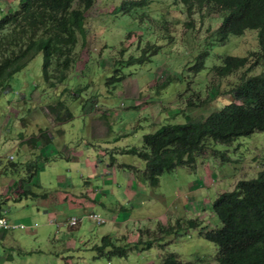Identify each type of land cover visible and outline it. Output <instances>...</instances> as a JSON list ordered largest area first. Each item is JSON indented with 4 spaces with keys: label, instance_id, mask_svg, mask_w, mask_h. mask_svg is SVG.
<instances>
[{
    "label": "rangeland",
    "instance_id": "obj_1",
    "mask_svg": "<svg viewBox=\"0 0 264 264\" xmlns=\"http://www.w3.org/2000/svg\"><path fill=\"white\" fill-rule=\"evenodd\" d=\"M16 1L0 0V15L6 6L13 8ZM120 1L94 0L86 11L84 46L89 61L82 73L71 71L66 81L72 90L85 86L70 105L74 114L71 122L55 125L49 113L47 106L60 90L51 89L43 79L42 53L14 73L0 94V187L23 178L24 187L38 197L6 199V218H30L35 225L6 232L0 239V264H150L160 263L168 253L176 254L183 264H213L215 247L199 235L204 227H219L207 205L219 191L231 189L237 180L251 178L264 167L253 159L264 152V132L258 138L240 136L230 145L209 140V148L190 167L194 169L182 167L164 173L155 188L148 186L141 173L142 162L135 156H116V161H109V152L118 154L124 144L141 145L143 134L163 124L183 123L185 115L201 117L230 101L228 93L243 76L260 72L256 66L252 70L239 69L223 79L209 74L211 66L219 64L218 56H244L251 49L257 50L256 30L230 37L226 46H219L213 31L222 21L220 12L193 9L188 14L179 0H149L129 13L113 12ZM142 52L148 55L143 62L116 63L114 68L115 60L137 57ZM201 52L206 53L203 67L194 72L190 66ZM118 74L122 77L115 88L108 87V79ZM214 86L212 100L187 107L188 100L204 99L205 91ZM85 103L93 104L92 108H85ZM48 128L53 142L40 145L33 153L26 140ZM212 150L227 154L232 161H220L219 156L209 152ZM10 154L18 166L15 176L9 168L6 171ZM32 154L33 160L39 157L43 163L48 154L50 161L46 172L26 182V166L21 161L26 163ZM71 156L80 163L78 172L70 169ZM87 159L94 162L96 172L79 170L87 169ZM105 162H116V172H108V168L103 172ZM132 162L135 172H128L123 165ZM75 166L76 162L72 168ZM17 190L18 186L9 189L14 195ZM43 194L49 196L45 206L51 207L46 213L51 215L46 217L43 211L37 214L42 207L36 204ZM4 200L1 194L0 204ZM32 202L38 207H27ZM93 215L100 216L103 223ZM71 217L76 218L73 226L69 225ZM187 220L202 223L177 233L171 230L178 221L183 228ZM107 235L118 247L128 245V256L110 257V247H103L99 254L96 248L102 247L101 239Z\"/></svg>",
    "mask_w": 264,
    "mask_h": 264
},
{
    "label": "trees",
    "instance_id": "obj_2",
    "mask_svg": "<svg viewBox=\"0 0 264 264\" xmlns=\"http://www.w3.org/2000/svg\"><path fill=\"white\" fill-rule=\"evenodd\" d=\"M93 1L17 0L15 8L6 6L5 12L0 15V94L6 90L8 79L14 73L22 70L42 53L43 79L51 89L60 90L56 100L47 106L49 113L54 117L55 125L71 122L74 114L70 110V105L81 96L80 92L85 86L72 90L67 87L66 81L71 71L82 73L84 64L89 61L84 46L87 36L86 11L92 7ZM179 1L188 14L192 13L193 9L201 13L213 10L223 14V18L220 17L222 21L213 31L214 42L219 46H226L230 37L244 36L247 30H256L258 33L257 50L251 49L244 56L220 55L219 64L212 65L209 74L217 79H223L239 69L252 70L256 66L260 67V72L243 76L241 82L228 93L230 101L220 104L218 108L210 110L205 115H199L201 117L185 115L186 121L183 123L163 124L154 132L143 134L141 145L124 144L120 147L118 154L132 155L142 162L141 173L150 188L158 186L162 174L197 164L196 158L209 148V140L212 143L230 145L240 136L258 138L264 132V0ZM148 3L149 0H122L119 6L114 7L113 12L129 13ZM122 52L123 49L120 53ZM205 55V52L197 54L190 69L194 72L200 70ZM147 58L148 55L144 52L137 57L130 55L125 60H115L114 68L116 63L133 64L143 62ZM121 77L120 74L112 76L106 84L114 89ZM212 88L215 89L216 86L205 91L204 99L198 102L192 98L188 100L187 107L194 108L200 103L212 100L216 94L211 91ZM195 97L199 99L197 93ZM86 105L92 108L93 104L85 103V108ZM49 131L51 128L41 129L38 136H30L26 143L33 149L40 145H49L53 142ZM209 152L219 156L220 161H232L225 153L216 150ZM109 157L111 161H115L113 153H110ZM43 158H46L45 162L50 160L48 154ZM253 159L257 160L262 168L264 152L256 154ZM26 163L24 180L29 182L35 175H39L44 163L39 157ZM8 165L11 173L17 174L15 169L17 164L10 161ZM123 166L129 168L128 170L135 169L130 164ZM18 180L13 182V186L15 188L18 183L23 190L20 188V191H17L12 198L14 201L26 193L32 194L21 185L23 178ZM209 205L219 227L214 229L204 227L199 235L215 247L213 264H264V167L251 178L237 180L231 189L219 191L207 206ZM187 221L183 228L179 227L180 221L174 228H170L175 229L177 233L181 229L199 227L202 223ZM1 231L2 234L5 233V230L0 229ZM101 245L102 247L96 248L99 254L103 247H110L107 250L110 257H123L129 254L128 245L118 247L108 235L101 239ZM3 258H7V255H3ZM150 264L183 263L176 254L168 253L160 258V263Z\"/></svg>",
    "mask_w": 264,
    "mask_h": 264
},
{
    "label": "crops",
    "instance_id": "obj_3",
    "mask_svg": "<svg viewBox=\"0 0 264 264\" xmlns=\"http://www.w3.org/2000/svg\"><path fill=\"white\" fill-rule=\"evenodd\" d=\"M35 150H37V149H32V152L33 153H35ZM109 152V151H108ZM113 153V155H114V158H115V161H116V156H119V157H122V158H124V157H128L127 155L128 154H120V155H116V154H114L115 152H112ZM34 154H32V155H29L26 159H30V158H32V156H33ZM21 156H23V155H21ZM108 156H110V152H109V155ZM71 157H73V159H68V164H69V166H70V169L71 170H73V171H75V172H78V170H76V168L77 167H80V163L77 161V158L75 157V156H71ZM106 159V158H105ZM50 161V160H49ZM109 161L110 162H114V161H111L110 160V157H109ZM76 162V166L74 167V168H72V164H74ZM46 164H47V162H45L44 163V168L42 169V170H40L39 172H46ZM105 168H104V171L103 172H105V170H106V168H108L109 169V171L108 172H116V162L115 163H113V164H109V163H107V162H105ZM131 166H133V167H136L135 166V164H134V162H132L131 164H130ZM85 167L87 168V169H80L79 168V170H81V172H89L90 170L92 171V172H96V170H95V164H94V162L93 161H91V162H89V160L87 159L86 160V163H85ZM99 169L100 168H98V170H97V172L99 171ZM114 170V171H113ZM137 170V169H136ZM6 171H7V168H6ZM60 171H61V168H60ZM90 171V172H91ZM119 171H121V172H125V170L124 169H119ZM133 171V170H132ZM132 171H130V170H128V172H132ZM143 171V170H142ZM133 172H135V171H133ZM132 175H134V173H132ZM10 183H8V185H1V187H0V195L2 194H4V193H6L8 190H9V187L8 186H10L11 185V183L13 182V180H10L9 181ZM35 193V192H34ZM39 194H40V192H39ZM130 195V194H129ZM34 198L36 199V198H38V197H36V195H34ZM41 199H39V201H37V204L36 205H38V206H41L42 208V210H37V214L39 213L40 214V211H43V213H45V216L44 217H46V216H49V215H51V213H49V214H46V213H48V211H50L51 210V207H46L45 205L48 203V201H49V196H47V195H44V196H42V197H40ZM19 201H21V199L19 200ZM25 204V203H24ZM29 206H34V207H38V206H35V205H33V202H32V204H28L27 205V207H29ZM54 214V216H61V217H64V218H66L65 216H63L62 214H60V213H53ZM13 223H21V224H24V225H32L33 226V224L35 225V223H33V221L32 220H30V218L28 219V218H21V219H19V220H17V219H15V218H13V219H10ZM59 220H65V219H59ZM29 221V222H28ZM2 234V231H1V233H0V235ZM4 235H6V232L4 233V234H2V236H0L1 237V240H3V236ZM3 260H4V258H3ZM3 260H2V262H3Z\"/></svg>",
    "mask_w": 264,
    "mask_h": 264
},
{
    "label": "clouds",
    "instance_id": "obj_4",
    "mask_svg": "<svg viewBox=\"0 0 264 264\" xmlns=\"http://www.w3.org/2000/svg\"><path fill=\"white\" fill-rule=\"evenodd\" d=\"M12 158H11V154L8 156V160H7V164H6V168H9V165H8V162H12ZM28 161L27 162H30V161H33V159L32 158H30V159H27ZM23 161L24 160H22L21 161V163L22 164H24V165H26L27 163H23ZM18 163H20V161H18ZM16 168H18V166L16 167ZM15 168V169H16ZM13 172H15V171H13ZM13 174V173H12ZM13 176H15V174H13ZM15 180H18V179H16L15 178ZM15 180H13V182L15 181ZM19 181V180H18ZM13 182H12V185H10V186H8L9 187V189L10 190H12L13 188H14V184H13ZM24 183L22 182V184L21 185H23ZM16 186H18V190L17 191H20V186H19V184L18 185H16ZM24 186V185H23ZM26 188V187H25ZM22 190H23V188H21ZM10 193H12L13 195H11V196H9L10 195ZM4 195V197H5V200H4V202L3 203H1L0 204V217L1 216H4L5 218H6V213H7V210H6V208L4 207V203H5V201H6V199H8V198H10L11 200H13L12 198L13 197H15V195H14V192H11V191H7L6 193H4L3 194ZM34 195H36V194H29V193H26L25 194V196H22V197H20V198H18V200H16V201H19L20 199H21V201H23V200H25L26 198H34ZM17 197H18V195H17ZM14 201V200H13ZM2 210H4L5 211V214H2ZM6 220L9 222V223H11V224H20V225H24V224H21V223H13L10 219H9V217H8V215H7V218H6ZM0 229H2V228H0ZM17 229H21V228H16V229H12V230H6V229H2V230H5V232H12L13 230H17ZM23 229V228H22Z\"/></svg>",
    "mask_w": 264,
    "mask_h": 264
},
{
    "label": "built area",
    "instance_id": "obj_5",
    "mask_svg": "<svg viewBox=\"0 0 264 264\" xmlns=\"http://www.w3.org/2000/svg\"><path fill=\"white\" fill-rule=\"evenodd\" d=\"M2 214H5V211L2 210ZM93 217L99 222V223H103V219L98 216V215H93ZM76 224V218L75 217H71L69 218V225L73 226ZM0 228L2 229H6V230H12V229H16V228H23V225L20 224H11L9 223L6 218L4 216L0 217Z\"/></svg>",
    "mask_w": 264,
    "mask_h": 264
}]
</instances>
